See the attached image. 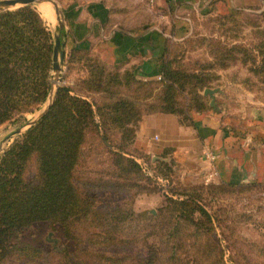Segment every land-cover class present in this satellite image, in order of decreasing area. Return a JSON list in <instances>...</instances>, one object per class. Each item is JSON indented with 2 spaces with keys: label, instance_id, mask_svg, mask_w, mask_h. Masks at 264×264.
Instances as JSON below:
<instances>
[{
  "label": "rangeland",
  "instance_id": "obj_1",
  "mask_svg": "<svg viewBox=\"0 0 264 264\" xmlns=\"http://www.w3.org/2000/svg\"><path fill=\"white\" fill-rule=\"evenodd\" d=\"M29 5L40 13L55 45L59 21L50 22L51 15L40 10L45 3ZM20 7L11 5L0 10L14 11ZM192 20L193 35L171 50V67L200 73L210 88L222 87L221 103L227 113L244 117L241 122L248 125L250 117L264 120V73L252 70L254 62L256 69L261 68L259 45L264 41V17L236 11L214 12ZM92 60L112 73L118 71L97 50L69 49L65 51L63 79L57 93L67 86L73 94L92 103H108L110 95L127 98L138 95L140 106L158 103L162 85L157 78L156 82L144 85L122 80L121 85L108 90L109 94L88 92L85 80L91 77ZM120 72L122 77L123 71ZM53 77L52 64L47 99L37 108L21 110L0 124V157L23 138L34 125L30 126V122L48 106L56 88ZM180 101L184 104L185 100L180 97ZM108 132L114 142L119 140V129L110 128ZM100 134L105 135L103 131L87 135L75 170V185L86 206L91 204L89 211L71 218L68 224L34 222L11 240L15 248L22 250L15 249L0 264H112L109 259H120L119 264H138V258H146V264H264V181L183 185L174 183L172 178L171 191L176 199L192 195L196 206L191 216L193 222L178 218L177 212L170 208L173 209L174 203L167 199L161 186L139 166L129 169L125 162L118 166L113 152H117L114 147L119 143L113 142L112 146L106 140L107 146L100 140ZM129 140L123 142L126 153L121 150L120 153L138 162L140 157L148 158L138 153ZM23 177L29 183L39 182L36 154L27 162Z\"/></svg>",
  "mask_w": 264,
  "mask_h": 264
},
{
  "label": "trees",
  "instance_id": "obj_2",
  "mask_svg": "<svg viewBox=\"0 0 264 264\" xmlns=\"http://www.w3.org/2000/svg\"><path fill=\"white\" fill-rule=\"evenodd\" d=\"M192 35L183 41H167L165 57L161 62L162 77L157 79L162 85V93L155 106H140L138 95L132 98L110 95L108 103H92L73 94L70 87H61L48 111L26 131L21 140L15 141L5 151L0 157V262L15 249L22 250L15 248L11 240L34 222L68 224L71 218L89 211L91 204L87 203L86 206L75 185V170L89 133L103 131L105 135L100 134V140L105 145L106 140L114 145L113 137L108 132L110 128L120 131L119 140L114 142L119 143L114 147L117 152H113L118 166L124 162L129 169L139 166L158 186L161 185L157 177L167 179L169 194H164L174 203L173 209L170 207L172 212H177L178 218H187L193 222L191 216L196 207L193 196L176 199L171 191L173 171L167 163L152 162L151 157L145 158L153 173L151 175L137 159L133 157L135 160H132L120 153H126L123 146L125 140L130 138L128 143L133 145L139 121L144 114L175 113L185 121L187 109L203 111L209 108L202 92L211 86L204 83L200 73L180 71L170 64L171 50ZM259 46L261 68L256 69L254 62L252 70L261 74L264 73V41ZM53 53V34L32 5L14 11L0 10V124L21 110L37 108L47 99L51 88L49 78ZM89 66L91 77L85 80V84L90 93L101 91L109 94L108 90L113 85H121L122 80L139 85L156 82V78L138 79L131 69L118 68V71L112 73L93 60ZM120 71H123L122 77ZM180 97L184 98V104H181ZM33 154L37 155L38 161L37 184L29 183L23 177L27 162ZM201 212L207 216L206 211L201 209ZM109 260L112 264H119L120 261ZM146 262V258L137 260L138 264Z\"/></svg>",
  "mask_w": 264,
  "mask_h": 264
},
{
  "label": "crops",
  "instance_id": "obj_3",
  "mask_svg": "<svg viewBox=\"0 0 264 264\" xmlns=\"http://www.w3.org/2000/svg\"><path fill=\"white\" fill-rule=\"evenodd\" d=\"M52 1L56 5L49 1L37 5H47L53 18L50 22H57L59 9L66 52L73 48L97 50L105 62L121 70L131 69L142 80L161 74L167 41L189 37L192 18L239 10L264 16V0ZM222 95H216L219 110L204 95L209 108L187 109L185 121L175 113L144 114L133 148L152 162L167 163L177 184L204 182L213 169L218 172L215 182L264 181V120L250 117L248 125L241 122L244 117L226 112ZM207 149L216 153L214 162L205 157Z\"/></svg>",
  "mask_w": 264,
  "mask_h": 264
},
{
  "label": "water",
  "instance_id": "obj_4",
  "mask_svg": "<svg viewBox=\"0 0 264 264\" xmlns=\"http://www.w3.org/2000/svg\"><path fill=\"white\" fill-rule=\"evenodd\" d=\"M44 1H49L55 4L52 0H0V9H6L7 7H10L11 5H29V4H36V3H41ZM56 5V4H55ZM57 11V16H58V21H59V33L55 34V45H54V55H53V70H54V77L52 79V84L53 86H56V88L52 91L50 102L46 109L42 111L40 116L30 122V126L35 124L41 116H43L50 106L52 105V102L54 101V98L57 93L58 85L60 82H62V68H63V63L65 59V50H64V45L61 39V30L63 28V21L60 15V11L58 8H56ZM222 90L219 87L215 88H205L204 89V95L210 97V105L215 109L219 110V105L216 99L217 93H220ZM20 131V130H19Z\"/></svg>",
  "mask_w": 264,
  "mask_h": 264
},
{
  "label": "built area",
  "instance_id": "obj_5",
  "mask_svg": "<svg viewBox=\"0 0 264 264\" xmlns=\"http://www.w3.org/2000/svg\"><path fill=\"white\" fill-rule=\"evenodd\" d=\"M161 74L157 76V79H161ZM205 157L210 161V162H214L217 158V155L216 153H214L213 151H211L210 149H207L204 153ZM139 162L142 164L143 168L145 171H147L149 174L153 175L151 169L149 168V164L142 160V159H139ZM218 175V172L213 169L211 171L210 174L206 175L204 177V182H211L214 180V177H216ZM160 185H161V188L163 190V192L165 194H169V191H168V185H169V181L167 179H163V178H160V177H157Z\"/></svg>",
  "mask_w": 264,
  "mask_h": 264
},
{
  "label": "bare ground",
  "instance_id": "obj_6",
  "mask_svg": "<svg viewBox=\"0 0 264 264\" xmlns=\"http://www.w3.org/2000/svg\"><path fill=\"white\" fill-rule=\"evenodd\" d=\"M40 10L42 12H45V14L50 17V11H49V9H48V7L46 5H41L40 6Z\"/></svg>",
  "mask_w": 264,
  "mask_h": 264
}]
</instances>
